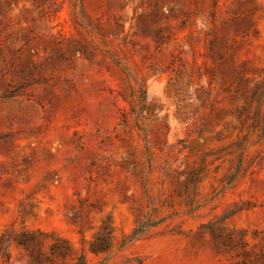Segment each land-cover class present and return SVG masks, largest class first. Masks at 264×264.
Wrapping results in <instances>:
<instances>
[{
    "label": "rangeland",
    "instance_id": "374dc122",
    "mask_svg": "<svg viewBox=\"0 0 264 264\" xmlns=\"http://www.w3.org/2000/svg\"><path fill=\"white\" fill-rule=\"evenodd\" d=\"M2 239L0 264H264V0H0Z\"/></svg>",
    "mask_w": 264,
    "mask_h": 264
},
{
    "label": "trees",
    "instance_id": "16d2710c",
    "mask_svg": "<svg viewBox=\"0 0 264 264\" xmlns=\"http://www.w3.org/2000/svg\"><path fill=\"white\" fill-rule=\"evenodd\" d=\"M234 177H232L233 179ZM163 222V219L161 220H152V219H147L146 221H143L141 223L138 224V226L136 227V229H134L130 236L127 238V241L130 242L132 241L133 239L136 240V238L140 237L141 235H143L145 232H147L148 230L152 229V228H155V227H158L161 223ZM28 243L29 240L27 239H22L20 241V244H25V243ZM2 244V253L3 255L7 256L6 255V250L8 248V244H9V240H1L0 242ZM124 244V243H123ZM122 244V245H123ZM107 248V246H105L103 249L101 247H95V246H91V250L92 252H99V251H103Z\"/></svg>",
    "mask_w": 264,
    "mask_h": 264
}]
</instances>
